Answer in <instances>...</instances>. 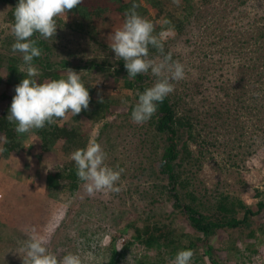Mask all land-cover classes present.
<instances>
[{"label":"trees","instance_id":"obj_1","mask_svg":"<svg viewBox=\"0 0 264 264\" xmlns=\"http://www.w3.org/2000/svg\"><path fill=\"white\" fill-rule=\"evenodd\" d=\"M18 2L19 0H0L1 5L9 7L8 16L12 23L14 8ZM211 2L212 0H180L177 7L172 0H83L81 5L67 14L73 17L69 26L83 33L81 37L83 41L100 44L104 49L108 48L111 54L83 59L81 53L76 51L58 52L54 41L59 37L62 21L59 18L55 37L38 40L37 46L43 49V54L35 58L33 63L40 72L37 78L42 83L66 78L67 69H72L77 74L81 73V81L90 95L89 108L82 110L75 117L69 114L67 118L72 121L70 127L66 125L64 119L55 125H46L42 130L17 134L15 125L7 120L14 96L4 93L1 97L7 104L0 113V138L3 139V143H0V148L3 149L0 155L9 157L20 152L25 145L24 140L38 136L42 139L43 152L56 150L54 152L61 168L60 171L47 175L46 189L54 198H59L66 192L75 193L79 183L75 162L69 158L71 153L89 144L93 125L106 119L114 107L125 105L131 100L127 95L98 96L92 83L96 75H101L105 80L113 81L116 85L121 84L124 89L136 93L135 101L133 100L134 103L130 105L128 115L125 117L127 124L131 122V112L138 101V94L153 86L156 80L151 72L128 79L123 60H116L114 52L111 51L108 36L118 28V25L119 27L122 25L124 13L136 4L138 14L154 24V34L169 32L171 29L176 36H184L183 41L192 46L194 40L191 25L195 21L200 22V18L204 16L202 8ZM238 19L234 23L231 21L227 23L228 30L218 38L230 37L231 34L235 35L243 30L248 32L246 42L236 41L235 44L224 48V53L222 51L220 53L222 56H229L227 58L231 60L233 73L230 75L237 78L238 84H235L239 87L234 100L245 101L243 110L246 111V117L237 111L238 114L230 113L233 118L228 115L221 117V123L218 125L207 124L200 119L201 113L191 109L190 100H184L185 96L177 95L173 91L162 103H158L156 113L148 122L142 125L134 123V126L141 130L140 150L143 151L144 145L149 144V155L145 157V162L149 163L148 171L151 176L149 178L155 181L153 187L165 196L166 201L172 203L173 212L150 211L146 213L140 225L136 224L138 223L136 221L129 222L120 233L133 230V241H128L121 248H117L118 235L113 234L107 248V261L97 264H118L134 240L142 242L149 249H156L160 254L167 253L170 260L180 250H191L194 253L195 264L207 262L225 264L224 254L229 260L232 258L239 260L238 242L248 239L252 246L261 240L260 235H264V222L256 225L257 217L264 211L263 200H259L253 206L231 191L217 187L208 190L198 176L204 164L203 158L206 157L205 146L210 144L203 137L210 134L211 129H215L213 133L216 138L225 137L237 148L264 145V14H260L253 30L249 29V24H252L250 21L242 23ZM164 20L170 23L164 24ZM13 43L14 37L11 35L4 45L5 51L11 52ZM247 44L248 46L251 44L248 51L244 48ZM164 49L166 54L171 53L173 61L183 58L182 53L170 51L169 42H164ZM8 51L7 54L1 53L0 56V71L4 70V77L0 76V83L15 92V87L27 76L20 71L23 67L21 55L13 52L8 54ZM198 53L208 57V53L202 50ZM157 55L156 50L150 47V58ZM240 60L242 64L236 63ZM101 98L103 103L98 102ZM210 111L208 109L205 115H211ZM84 119L91 121L90 128L83 124ZM107 127L108 125L104 126L100 134H103ZM181 219L191 231L187 232L184 227L179 226ZM3 222L0 219V253L4 248L19 247L28 238V231L23 228L22 221ZM220 232H225L227 236L224 246L219 240ZM1 260L0 256V264H8L6 260ZM9 264H23V259L20 263L13 261ZM138 264L157 263L139 261Z\"/></svg>","mask_w":264,"mask_h":264},{"label":"rangeland","instance_id":"obj_2","mask_svg":"<svg viewBox=\"0 0 264 264\" xmlns=\"http://www.w3.org/2000/svg\"><path fill=\"white\" fill-rule=\"evenodd\" d=\"M8 11L9 7L0 4V56L1 53L7 54L8 50L5 51L4 45L12 35V22L9 20ZM214 13L215 15H212ZM261 13L264 14V0H212L210 5L202 8L204 16L200 18V22L195 21L191 25L194 40L192 46L183 41L184 36L168 32L164 42H169L171 52L183 54L179 62L185 68V78L173 82L174 93L185 96L184 100H190L191 109L201 113L199 115L203 122L218 125L221 123V117L228 115L233 118L230 113L238 114L237 111L246 115L243 110L245 101L234 100L239 87L237 78L230 75L233 73L231 60H228L229 56H222L220 53H224V48L235 44L236 41L246 42L248 32L243 30L241 33L231 34L230 37H218L228 30L227 23H234L238 18L242 23L250 21L252 24H249V29L253 30ZM59 18L62 19L59 37L54 41L58 52L76 51L81 53L83 59L111 54L108 48L104 49L100 44L83 41V33L69 26L73 17L62 16L57 20ZM117 27L119 28V25ZM250 45L244 47L246 51ZM201 50L208 53V57L201 56L198 53ZM9 53L12 51H8ZM236 63L243 62L240 60ZM0 76L4 77L3 69ZM37 79L40 82V79ZM92 83L96 93L103 97L127 95L132 100H128L125 105L114 107L106 119L93 125L90 133L89 143H99L107 153V166L117 171L123 169L116 184L120 189L118 193H97L88 196L83 182L77 177L79 188L75 193L66 192L59 198L52 197L46 189L45 181L49 173L61 170L59 159L54 152L56 150L43 152L42 139L38 136L23 139L25 145L20 152L9 157L0 155V219L4 222L22 221L26 231L35 228L39 234L49 237L50 251L58 256L78 253L83 264L106 262L107 248L113 234L118 235L117 248L133 241V230L120 233L129 222L136 221V224L140 225L146 213L150 211L173 212L172 203L166 201L165 196L153 187L155 181L149 178V163L145 162V157L149 155V144L144 145L146 149L140 150V128L135 127L132 120L130 124L126 123L125 117L130 105L135 101L136 93L124 89L121 84L116 85L113 81L105 80L101 75H96ZM4 93L13 96L16 94L0 83V113L7 104L1 97ZM208 109L211 110V115H205ZM65 121L68 127L72 125L68 118ZM83 124L87 128L92 126L91 121L87 119H84ZM106 125V131L100 134ZM214 131L215 129H211L210 134L203 137L210 143L205 146L206 157L203 158L204 164L198 172L204 186L208 190L217 187L231 191L249 205L255 206L259 200L264 201V145L237 148L225 137L216 138ZM0 143H3L2 138ZM256 221V225L264 222V211ZM179 226L184 227L187 232L191 231L183 219L179 221ZM219 236L222 246L226 245V233L220 232ZM260 236L258 243L252 242L254 246H251L248 239L238 242L239 260H229L224 254V263L264 264V235ZM21 247L22 245L15 249H2V260H6L8 264L13 261L22 262L24 253L20 252ZM139 261L169 264L170 259L167 253L160 254L156 249H149L142 242L134 240L118 264H138ZM192 264H195L193 258Z\"/></svg>","mask_w":264,"mask_h":264},{"label":"clouds","instance_id":"obj_3","mask_svg":"<svg viewBox=\"0 0 264 264\" xmlns=\"http://www.w3.org/2000/svg\"><path fill=\"white\" fill-rule=\"evenodd\" d=\"M82 2L19 0L14 8V22L11 25L14 43L11 50L13 54L21 55L23 67L20 71L27 76L15 87L16 94L7 116L8 122L15 125L17 134L42 130L46 125H55L66 119L69 114L75 117L89 108L90 95L81 81V73L67 69L66 78L41 83L37 79L40 72L33 63L43 54V49L37 46L38 40L55 37L57 18L67 17ZM172 3L178 7L180 0H172ZM137 7L133 4L124 13L122 25L108 36V41L111 42L115 59L123 60L128 79L149 72L156 78L153 86L138 94V101L131 112L132 122L142 125L156 113L158 103H162L174 91L173 82L185 78V68L179 61H173L171 53H165L164 40L169 33L162 31L154 34V24L141 17L136 11ZM163 23L169 24L170 21L164 20ZM150 47L158 53L155 58L149 56ZM98 102L104 101L101 98ZM69 158L75 162L76 175L83 182L88 196L120 191L116 184L123 169L117 171L107 166V153L99 143L90 142L85 148L72 152ZM48 244L47 235L39 234L35 228L28 229V238L20 248V252L24 253L23 264H83L80 254L58 256L49 250ZM193 256L191 250H180L169 264H192Z\"/></svg>","mask_w":264,"mask_h":264}]
</instances>
